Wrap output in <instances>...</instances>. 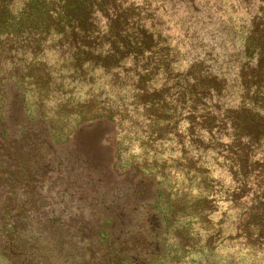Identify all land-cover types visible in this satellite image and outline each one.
I'll return each mask as SVG.
<instances>
[{
	"label": "trees",
	"instance_id": "trees-1",
	"mask_svg": "<svg viewBox=\"0 0 264 264\" xmlns=\"http://www.w3.org/2000/svg\"><path fill=\"white\" fill-rule=\"evenodd\" d=\"M153 2L0 0V141L9 136L10 121L22 125L30 122L24 96L33 86L44 90L51 83L45 73L39 80L31 79L34 72L41 73L46 66L49 53L66 52L79 67L88 63L86 68L91 71H124L136 78L133 82L137 85L150 71L163 69L166 80L174 82L170 84L174 88L171 104L178 111L174 119H178L181 108L187 109L188 124L182 133L190 149L185 156L188 162L194 164L203 150H212L214 166L229 171L231 196L242 195L247 187L250 190L248 207L237 221L235 239L241 242L233 254V264H264V0L258 1L250 18L241 46L245 63H240L231 83L203 69L200 63L191 65L185 76L172 77V67L181 55ZM255 2L240 0L246 5ZM245 27L242 24L240 30ZM152 104L160 116L165 115L162 105L150 101L146 112ZM81 115L78 125L84 120V113ZM92 118L97 120L94 124H103L102 109ZM75 127L67 130V139ZM90 127L87 133L84 128L78 129L88 140L83 149L66 155L65 178L58 193L63 199H71L65 204L69 207L75 194L89 195V186L83 181L95 178L98 182L97 190L90 187L100 197L90 199L102 214L94 217L88 248L83 254L64 255V247L71 246L66 241L67 233L62 232L60 216L44 218L35 213L18 218L14 207L6 202L0 204V258L7 264H157L167 260L164 218L150 185L144 186L126 174L122 183L127 186H116V192H112L106 174L115 172L114 156L110 144L102 143L109 141L97 135V127ZM24 129L26 140L29 130ZM173 137L177 144L182 143L180 135ZM0 175L7 177L4 181L11 178L9 170ZM220 183L202 173L199 194L189 200V215L205 220L201 225L208 224L213 213L206 208L207 201L218 202L229 192ZM217 227L205 233V250L211 254L214 237L223 239L222 223ZM251 228L254 233L248 232Z\"/></svg>",
	"mask_w": 264,
	"mask_h": 264
},
{
	"label": "rangeland",
	"instance_id": "rangeland-1",
	"mask_svg": "<svg viewBox=\"0 0 264 264\" xmlns=\"http://www.w3.org/2000/svg\"><path fill=\"white\" fill-rule=\"evenodd\" d=\"M255 1L246 5L240 0H154L160 11L159 20L168 27L181 55L172 67V77L185 76L191 65L200 63L203 69L231 83L240 63H245L241 46L258 7L259 0ZM242 24L246 27L240 30ZM45 65L31 79L39 80L45 73L51 83L44 90L33 86L24 96L30 122L22 125L10 121L9 136L0 141V173L9 170L11 175L7 181V177L0 175V204L9 202L18 218L35 213L44 218L60 216L62 232L67 233L66 241L71 246L69 249L66 245L63 254H83L90 244L94 217L102 214L90 199L100 197L91 191L97 190L99 184L95 178L83 181L92 187H86L89 195L75 194L69 207L65 204H70L71 199H63L58 193L65 178L66 155L83 149L88 140L78 129L84 128L87 133L92 129L88 126L93 125L98 128L97 135L107 138L109 142L102 143L110 144L114 156L115 172L106 174L112 192H116V186H127L122 183L126 174L133 175L142 185H150L152 198L158 202L169 246L167 260L157 264H233V254L241 242L235 239L237 221L248 207L250 190L247 187L242 195L231 196L229 171L214 166L212 150H203L196 163L188 162L185 156L190 149L182 133L188 124L187 109L181 108L178 119H174L177 110L171 104L174 88L170 85L174 82L166 80L163 69L150 71L138 86L133 82L136 78L124 71H91L86 62L81 68L66 52L47 54ZM148 101L162 105L165 115L156 112L155 104L146 112ZM101 109L105 120H101L103 124H94L97 120L92 115ZM82 113L84 120L78 125ZM39 118L42 120L37 122ZM74 126L77 129L67 139L65 133ZM24 128L29 130L26 140ZM157 130L161 132L154 133ZM175 135L182 138L180 145L174 140ZM202 173L212 181H222L220 185L229 191L218 202L207 201L206 208L213 212L209 223L204 224L208 228L201 225L205 220L189 215V200L199 194ZM8 183L10 187L4 188ZM219 223L223 239L214 237L211 254L205 250V233L208 229L216 230ZM253 230L248 232L254 233ZM0 264L7 263L0 258Z\"/></svg>",
	"mask_w": 264,
	"mask_h": 264
}]
</instances>
